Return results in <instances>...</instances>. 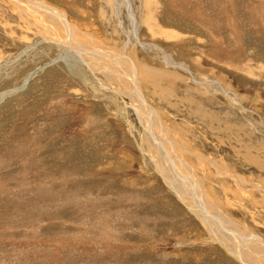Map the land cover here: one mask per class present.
Instances as JSON below:
<instances>
[{
	"label": "rangeland",
	"instance_id": "1",
	"mask_svg": "<svg viewBox=\"0 0 264 264\" xmlns=\"http://www.w3.org/2000/svg\"><path fill=\"white\" fill-rule=\"evenodd\" d=\"M40 1L122 51L208 197L264 242V0ZM19 12L0 0V264H240L142 153L120 86Z\"/></svg>",
	"mask_w": 264,
	"mask_h": 264
},
{
	"label": "bare ground",
	"instance_id": "2",
	"mask_svg": "<svg viewBox=\"0 0 264 264\" xmlns=\"http://www.w3.org/2000/svg\"><path fill=\"white\" fill-rule=\"evenodd\" d=\"M11 1L20 12L33 16L39 33L53 40L59 50L58 59L65 61L70 69L82 70L80 65H83L90 71L100 72L108 83L120 86L111 89L125 95L136 114L141 127L140 150L180 203L203 225L210 238L240 264H264V242L254 234L238 229L208 197L201 180L181 156L180 145L168 138V130L145 101L134 65L122 51L117 53L101 47L68 22L63 12L40 0ZM71 59L75 62H70ZM13 91L0 93V100Z\"/></svg>",
	"mask_w": 264,
	"mask_h": 264
}]
</instances>
